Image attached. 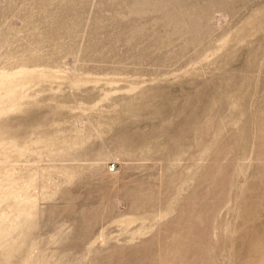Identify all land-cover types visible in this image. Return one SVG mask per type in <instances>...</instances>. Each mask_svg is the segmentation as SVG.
I'll return each mask as SVG.
<instances>
[{"label": "rangeland", "instance_id": "rangeland-1", "mask_svg": "<svg viewBox=\"0 0 264 264\" xmlns=\"http://www.w3.org/2000/svg\"><path fill=\"white\" fill-rule=\"evenodd\" d=\"M0 229V264H264V0H0Z\"/></svg>", "mask_w": 264, "mask_h": 264}, {"label": "bare ground", "instance_id": "bare-ground-1", "mask_svg": "<svg viewBox=\"0 0 264 264\" xmlns=\"http://www.w3.org/2000/svg\"><path fill=\"white\" fill-rule=\"evenodd\" d=\"M12 177V174H10V173H7V174H5V179H9V178H11ZM6 194H8V195H6ZM5 195L6 196H10V197H13L14 198V200L15 199H19V195H17L16 193H14V192H12V191H7V193H6ZM22 196V195H21ZM20 196V197H21ZM23 198V197H22ZM27 198V197H26ZM31 198V197H30ZM24 200H26V199H24ZM16 201V200H15ZM27 201V200H26ZM18 202H20V201H18ZM17 202V203H18ZM24 202V201H23ZM28 202H29V200H28ZM24 205V204H23ZM32 207V206H31ZM24 208H25V206H24ZM23 208V209H24ZM26 209V208H25ZM20 210H22L21 208H20ZM20 210H17L18 211V214H17V216H16V218L17 217H19V216H21V215H23V214H21L22 212H19ZM27 210V209H26ZM25 210V211H26ZM27 212V211H26ZM28 213V212H27ZM25 214V213H24ZM24 216V215H23ZM26 216H30V214H28V215H26ZM3 218V217H2ZM5 219V218H4ZM2 229H0V231H1ZM1 232H6L5 230H2ZM25 262V261H24Z\"/></svg>", "mask_w": 264, "mask_h": 264}, {"label": "built area", "instance_id": "built-area-1", "mask_svg": "<svg viewBox=\"0 0 264 264\" xmlns=\"http://www.w3.org/2000/svg\"><path fill=\"white\" fill-rule=\"evenodd\" d=\"M114 170V165L109 166V171H113Z\"/></svg>", "mask_w": 264, "mask_h": 264}]
</instances>
